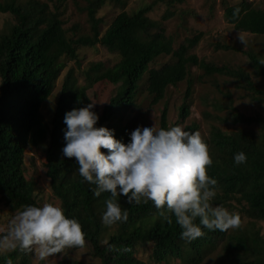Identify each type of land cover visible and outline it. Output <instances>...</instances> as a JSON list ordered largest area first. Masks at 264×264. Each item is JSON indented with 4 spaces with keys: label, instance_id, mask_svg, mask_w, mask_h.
I'll list each match as a JSON object with an SVG mask.
<instances>
[{
    "label": "trees",
    "instance_id": "obj_1",
    "mask_svg": "<svg viewBox=\"0 0 264 264\" xmlns=\"http://www.w3.org/2000/svg\"><path fill=\"white\" fill-rule=\"evenodd\" d=\"M84 1L91 34L77 38L69 36L67 29L63 28L60 14L50 11L46 3L0 4V13H9L17 19L9 33L0 36V197L14 209H22L28 204L38 205L36 184L25 178L24 154L30 148L46 144L44 167L50 190L66 216L80 222L91 255L100 264H146L135 257L138 244H151L150 255L156 263H166L175 257L195 264L203 252L224 237L225 231L204 229L201 237L187 242L181 239V229L174 216L168 223L158 215L151 201L129 204L125 197L119 195L117 199L121 207L128 209V220L112 226L104 225L101 217L105 210L104 201L110 193L93 195L91 188L95 186H90L79 175L75 158L63 155L64 114L74 107L90 103L87 91L106 82L113 86V92L102 112L94 109L99 115L96 126L114 129L115 137L127 143L129 129L121 126L119 115L134 106L140 91L139 84L146 73L145 91L151 106L163 100L168 87L187 83L178 120L168 124L166 107L160 114L159 128L180 124L190 114L188 99L192 68L201 70L207 77L216 74L233 79L251 102L261 104L264 103V64L259 61L264 59V53H244L250 69L247 72L217 67L190 54L189 50L198 43L200 35L185 40L174 49L173 39L165 34L160 23L147 17L155 4L165 0H155L133 13H119L101 35V20L96 18V12L106 0ZM183 2L168 1L170 4ZM237 8L240 12L233 17ZM171 16L172 13L166 12L161 20ZM224 17L237 31L264 36V11L252 7L246 0L225 7ZM96 45L116 54L118 62L112 67H105L100 62L89 65L82 72L83 85L78 84L74 67H70L59 87L53 117L49 123L46 122L41 108L51 96L66 63L73 62L76 68H80L78 50ZM223 49L237 50L230 46ZM160 56L171 57L172 62L158 69H148ZM253 79L262 83L258 86ZM225 97L228 100L225 119L233 125L254 128H238L231 133L214 128L210 132L207 144L213 163L208 168V175L218 181L215 202L235 199L249 219L264 223V116H245L233 106L229 94ZM195 129V124L185 128L188 131ZM240 151L246 154L247 161L235 165L233 156ZM109 229L107 241L102 244V238ZM125 248L127 251L123 250ZM222 250L226 264H264V236L256 230L231 234ZM31 255L17 248L1 254L0 264H7L9 259L13 264H30Z\"/></svg>",
    "mask_w": 264,
    "mask_h": 264
},
{
    "label": "rangeland",
    "instance_id": "obj_2",
    "mask_svg": "<svg viewBox=\"0 0 264 264\" xmlns=\"http://www.w3.org/2000/svg\"><path fill=\"white\" fill-rule=\"evenodd\" d=\"M32 1L46 3L50 11L59 13L63 28L67 29L70 37L77 38L91 34L85 11L86 2L84 0H0V4L13 2L15 5H26ZM153 1L155 0H106L96 12V18L101 20V35L119 13H133ZM168 1L165 0L163 3L155 4L152 11L147 14V17L160 23V27L164 29L165 34L173 39L174 49L184 43L185 40L200 35L198 43L189 50L190 54H194L198 59L205 60L217 67L226 66L230 69H243L247 72H250V69L244 53H264V36L237 31L227 23L224 17L225 7L238 4L243 0H184L183 3L172 4L168 3ZM246 1L251 3L252 7L264 11V0ZM166 12L172 13V16L167 20H161L162 15ZM16 23L17 19L11 14L0 13V36L8 34ZM238 33L243 38L244 44L237 38ZM224 46H230L237 50H225L223 49ZM77 53L80 68H76L73 62L69 61L66 63V68L56 81L51 96L41 108V114L48 123L54 114L59 87L70 67H74V76L77 78L78 84L83 85L82 72L89 65L100 62L105 67H112L119 60L116 54L109 53L100 45H96L94 48H80ZM171 62V57L160 56L149 65L148 69H158L162 65ZM145 76L146 73L139 84L140 91L136 96L134 106L130 111L119 115L121 126H128L129 133L137 126L154 125L159 129L160 114L165 107L168 124L172 125L178 120V111L183 102L187 83L182 82L174 87H168L163 100L157 105L151 106L145 91ZM190 77L192 81L191 95L188 99L190 114L180 124L184 128L195 124L196 129L194 131H200L206 143L210 132L214 128H218L225 133H231L238 128H254L233 125L225 119L228 113V108L226 109L228 100L225 97L227 94L232 99L233 106L245 116H264V103L256 104L251 102L241 86L233 79L216 74L207 77L203 75L201 70L195 68L191 69ZM253 80L258 83V86L262 83L259 79ZM112 92V85L101 82L89 89L87 96L90 102L96 103L95 109L102 112L104 106L108 104V99ZM46 146L44 144L38 148H30L24 154L25 178L33 180L36 184L35 198L38 205L45 202L59 204L50 190L49 181L45 175L44 150ZM222 204L230 211L239 213V227L226 230L224 237L218 239L214 247L203 252L195 264H226L223 259L224 252L222 249L231 234L256 230L260 236H264V223L249 219L239 202L231 199ZM18 210L22 209L12 208L0 197V235L6 232L9 221ZM110 231L111 229L104 234L102 244L107 241V234ZM9 251L11 250H0V255ZM150 254L151 244L137 245L135 257L146 264H189L175 257L169 258L166 263H156ZM62 262H67L68 264H100L99 260L91 255L90 245L87 242L78 248L66 249L64 255L56 254V256L49 257L44 261L39 260L32 254L30 264H59Z\"/></svg>",
    "mask_w": 264,
    "mask_h": 264
},
{
    "label": "clouds",
    "instance_id": "obj_3",
    "mask_svg": "<svg viewBox=\"0 0 264 264\" xmlns=\"http://www.w3.org/2000/svg\"><path fill=\"white\" fill-rule=\"evenodd\" d=\"M239 12L235 9L233 17ZM237 38L244 44L240 33ZM259 63L264 64V59ZM95 106L92 101L64 114L62 153L75 158L79 175L95 186L93 195L110 193L104 201V225L128 220V209L121 207L119 195L129 204L151 201L168 223L174 216L180 237L187 242L201 237L204 229L224 232L239 227V213L215 202L218 181L208 175L213 160L200 131L185 130L182 124L159 129L137 126L125 143L115 137L114 129L96 126L99 115ZM246 161L243 151L233 156L235 165ZM85 236L80 222L66 216L59 204H28L12 216L0 235V250L18 248L44 261L83 246ZM7 264H13L12 260Z\"/></svg>",
    "mask_w": 264,
    "mask_h": 264
}]
</instances>
